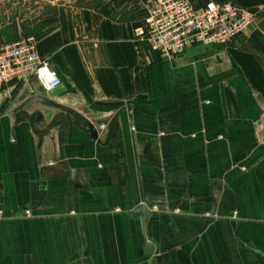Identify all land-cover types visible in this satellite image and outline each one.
I'll return each mask as SVG.
<instances>
[{
	"label": "crops",
	"instance_id": "crops-1",
	"mask_svg": "<svg viewBox=\"0 0 264 264\" xmlns=\"http://www.w3.org/2000/svg\"><path fill=\"white\" fill-rule=\"evenodd\" d=\"M142 1L35 26L64 92H0V264H264V0H189L257 22L171 61L133 39Z\"/></svg>",
	"mask_w": 264,
	"mask_h": 264
},
{
	"label": "built area",
	"instance_id": "built-area-1",
	"mask_svg": "<svg viewBox=\"0 0 264 264\" xmlns=\"http://www.w3.org/2000/svg\"><path fill=\"white\" fill-rule=\"evenodd\" d=\"M140 5L143 16L133 39L164 61L179 57L193 45L227 47L247 37L257 22L254 12L232 3L210 2L198 10L189 0H145ZM30 80L47 95L61 86L34 36L19 35L13 42L0 43V92Z\"/></svg>",
	"mask_w": 264,
	"mask_h": 264
},
{
	"label": "rangeland",
	"instance_id": "rangeland-1",
	"mask_svg": "<svg viewBox=\"0 0 264 264\" xmlns=\"http://www.w3.org/2000/svg\"><path fill=\"white\" fill-rule=\"evenodd\" d=\"M112 0H0V11L12 14V17H3L2 24L17 23L20 28L26 29L27 36L37 35L34 32L38 26L52 20L56 9L62 5L73 8H103L110 5ZM114 4V3H113ZM135 5H129L121 12L124 15H138Z\"/></svg>",
	"mask_w": 264,
	"mask_h": 264
},
{
	"label": "water",
	"instance_id": "water-1",
	"mask_svg": "<svg viewBox=\"0 0 264 264\" xmlns=\"http://www.w3.org/2000/svg\"><path fill=\"white\" fill-rule=\"evenodd\" d=\"M63 92H64V87H59L56 90L49 93L48 97L51 99L59 96ZM134 217H138L141 221H145L149 217V213L146 208L139 207L135 210ZM152 254H153V247L151 245H146L145 255L151 256Z\"/></svg>",
	"mask_w": 264,
	"mask_h": 264
},
{
	"label": "trees",
	"instance_id": "trees-1",
	"mask_svg": "<svg viewBox=\"0 0 264 264\" xmlns=\"http://www.w3.org/2000/svg\"><path fill=\"white\" fill-rule=\"evenodd\" d=\"M115 2H118V3H117V7H123V6H125L126 4H128L129 2H131V0H120V1H119V0H112V1H111V3H115ZM108 6H109V5L104 6L103 9L108 8ZM45 27H46V25H42V26H40V27H37V29L34 31V32L37 33V35H35V38H36L37 40H39L40 38H42L43 36H45V34H46ZM24 37H28V36H27V33L24 34Z\"/></svg>",
	"mask_w": 264,
	"mask_h": 264
}]
</instances>
